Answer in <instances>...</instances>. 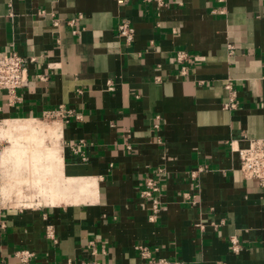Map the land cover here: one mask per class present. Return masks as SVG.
<instances>
[{"label": "crops", "instance_id": "obj_1", "mask_svg": "<svg viewBox=\"0 0 264 264\" xmlns=\"http://www.w3.org/2000/svg\"><path fill=\"white\" fill-rule=\"evenodd\" d=\"M165 1L0 0V54L34 59L0 92V264H264V189L235 151L264 138V0Z\"/></svg>", "mask_w": 264, "mask_h": 264}, {"label": "built area", "instance_id": "obj_2", "mask_svg": "<svg viewBox=\"0 0 264 264\" xmlns=\"http://www.w3.org/2000/svg\"><path fill=\"white\" fill-rule=\"evenodd\" d=\"M222 1V0H218ZM144 3H156L158 8L165 7L167 5L165 0H142ZM117 32L122 37L126 44H130L133 41L134 29L127 23H121L117 26ZM187 59V55L183 52L177 54V62H182ZM33 58H25L17 55L15 52L0 54V92L6 91L11 97L15 92L27 85L28 64L33 62ZM228 92V101L224 105L226 109H234L237 101L235 98V92L229 82L224 86ZM70 116L69 111L59 109L45 115L46 118L54 119L57 117L67 118ZM238 157V167L242 177L246 180L254 181L260 188L264 189V138H252L248 139L243 146L235 149ZM195 173L191 176L195 178ZM145 187L141 192L143 197H149L152 200V215L151 220H154L157 213L160 211V206L154 196L159 191V186L152 178H147L144 183ZM186 199L189 197L186 195ZM47 239L53 244H56V239L53 235V231L47 230ZM233 249L237 247L235 240L232 241ZM16 257L19 264H33L32 260L35 257L34 252L23 249L16 252ZM140 257L145 260V264H181L178 261H170L166 259H153L149 257L148 253L144 249L140 248ZM42 264V263H40ZM58 264V263H50ZM69 264V263H64ZM80 264H98L94 260L84 261Z\"/></svg>", "mask_w": 264, "mask_h": 264}, {"label": "bare ground", "instance_id": "obj_3", "mask_svg": "<svg viewBox=\"0 0 264 264\" xmlns=\"http://www.w3.org/2000/svg\"><path fill=\"white\" fill-rule=\"evenodd\" d=\"M34 129H35V128H34ZM34 129H33V130H34ZM33 130H32V131H33ZM35 131H36V130H35ZM35 131H34V132H35ZM37 132H38V131H37ZM44 133H45V130H44ZM33 135H34V134H33ZM33 135H32V137H33ZM34 136H35V135H34ZM20 139H22V138H20ZM28 139H29V137H28ZM32 139H33V138H32ZM25 140H26V139H25ZM30 140H31V139H30ZM30 140H29V141H30ZM34 140H37V138L35 139V137H34V139L30 141V143H31V142L33 143ZM42 140H43V138H42ZM16 141H17V139H16ZM27 141H28V140H27ZM37 143H38V142H37ZM42 143H43V142H42ZM18 144H19V142H18ZM16 145H17V143H16ZM19 145H20V144H19ZM30 145H31V144H30ZM34 145H35V144H34ZM34 145H33V146H34ZM40 146H41V145H40ZM46 150H47V149H46ZM49 150H50V149H49ZM18 151H19V150H18ZM22 151H23V149H22ZM51 151H52V150H50V152H51ZM20 152H21V151H20ZM20 152H19V153H20ZM30 153H31V151H30ZM51 153H52V152H51ZM46 154H47V153H46ZM48 154H49V152H48ZM52 154L55 156V152H53ZM52 154H49V155H52ZM24 155H25V154H24ZM26 156H27V155H26ZM29 156H30V155H29ZM29 156H28V158H29ZM54 156H53V157H54ZM40 157H41V156H40ZM40 157H39V158H40ZM45 157H46V156H45ZM45 157H44L43 159H45ZM57 157H58V155H57ZM51 158H52V156H51ZM54 158H56V156H55ZM54 158H53V160H54ZM30 159H31V157H30ZM59 159H60V158H59ZM53 160H52V161H53ZM40 161H42V159H41ZM57 161H58V160H57ZM38 162H39V161H38ZM55 162H56V161H55ZM58 162H59V161H58ZM60 162H61V161H60ZM60 162H59V163H60ZM59 163H57V164H59ZM60 164H61V163H60ZM58 166H59V165H58ZM32 186H33V185H32ZM37 188H39V187H37ZM41 190H42V188H41ZM42 191H43V190H42ZM44 191H45V190H44Z\"/></svg>", "mask_w": 264, "mask_h": 264}, {"label": "rangeland", "instance_id": "obj_4", "mask_svg": "<svg viewBox=\"0 0 264 264\" xmlns=\"http://www.w3.org/2000/svg\"><path fill=\"white\" fill-rule=\"evenodd\" d=\"M47 122H49V121H47ZM47 122H46V123H47ZM28 203H29L28 200H26V201H23V202H18L17 204H21V205H23V207H27V206H28ZM34 203H35V202H34ZM32 204H33V202H32ZM32 204H31V205H32ZM31 205H29V206H31Z\"/></svg>", "mask_w": 264, "mask_h": 264}]
</instances>
